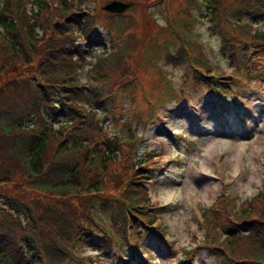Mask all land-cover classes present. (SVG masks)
<instances>
[{
  "label": "trees",
  "instance_id": "16d2710c",
  "mask_svg": "<svg viewBox=\"0 0 264 264\" xmlns=\"http://www.w3.org/2000/svg\"><path fill=\"white\" fill-rule=\"evenodd\" d=\"M25 1L0 0V67L8 65L5 54L18 61V75L0 85V205L5 210L0 206V264H63L72 260L71 248L79 236L102 230L113 239L116 225L141 216L139 196L144 193L137 181L146 168L130 165L131 134L115 137L100 149L98 144L106 139L101 126L91 113L81 120L73 108L78 99L98 103L113 91L95 80L107 64L102 50L93 52L90 90L83 91L73 75L81 64L73 61L82 53L78 41L88 43L94 34L92 0H55L53 7L47 0H29L33 6L27 18ZM261 3L264 0H202L198 17L209 22L221 51L247 41L264 48V28L228 19L226 13L251 12ZM115 54L111 57L122 59L119 50ZM128 78L122 68L114 81ZM58 108L70 115V122L62 119L57 129L45 127L43 112L56 117ZM31 114L37 115L35 120L24 123ZM217 202L205 214L213 225L224 226L230 221ZM235 217L237 224H247L248 232L228 229L233 234L216 244L215 259L220 264H264V195L256 193L241 202Z\"/></svg>",
  "mask_w": 264,
  "mask_h": 264
},
{
  "label": "rangeland",
  "instance_id": "374dc122",
  "mask_svg": "<svg viewBox=\"0 0 264 264\" xmlns=\"http://www.w3.org/2000/svg\"><path fill=\"white\" fill-rule=\"evenodd\" d=\"M108 1L130 2V5L121 14L112 16L97 8L104 0L88 1L90 10L96 13L92 15L93 19L97 18L96 29H103L99 24H104L108 37L104 34L102 39L83 47L86 60L82 58L84 64L75 67L74 72L79 82L83 83V77L88 75L91 78L94 64L90 67L93 58L89 54L93 49L103 48L102 57L107 64L97 72L105 79L95 76V80L103 87L113 88L117 93L113 101L120 102V110L112 118L106 112L102 122L108 121L106 126L120 137L131 134L128 148L134 143L136 156L142 152L155 155L150 159L155 176L146 182V194L151 200L145 210L155 219L159 233L157 236L146 232L148 238L142 232L134 242H121L112 250L113 254L99 257L97 264H125L127 261L130 264H214L209 251L223 236L221 229H214L211 218L202 211L212 201L211 206L217 205L222 193L232 196L235 209L238 202L253 197L262 184L263 71L247 73L243 64L225 52L222 54L219 37L209 29L206 19L197 16L203 13L201 0ZM30 2L26 0L22 6L25 18L30 15L28 7L33 6ZM47 2L51 7L56 5L55 0ZM259 26H264V18ZM40 31L37 29V33ZM182 45L188 48L187 63L173 59L180 54ZM116 50L121 52L122 59L111 57ZM127 51L131 54L127 55ZM165 52H170L168 61L165 59L169 53L164 56ZM185 52L183 50L182 54ZM250 56L244 52L237 60ZM253 59L254 63L262 62L263 57ZM36 61L37 56H34L30 65L33 67ZM73 61L78 59L73 58ZM4 62L8 65L0 67V85L18 75L15 67L18 61L11 54H5ZM193 66L205 73L213 72L219 79L212 86L218 88H229L235 84L232 76H241V85L233 87V93L221 92L226 97L222 109L232 111L219 113L218 91L205 87L204 81L194 82ZM122 68L127 71L129 80L115 82ZM222 73L226 77L221 78ZM175 91L192 97L183 102L175 101L172 97ZM230 105L242 108L239 111L247 131L238 132L240 120ZM82 107L85 109V105ZM202 108L207 109L203 114ZM151 115L154 120H147L143 126ZM198 118L200 123L192 130ZM242 228L240 232H248L246 224H241ZM227 233L224 228V236ZM90 244L86 241L74 248V253L83 257L97 256Z\"/></svg>",
  "mask_w": 264,
  "mask_h": 264
},
{
  "label": "water",
  "instance_id": "95a60500",
  "mask_svg": "<svg viewBox=\"0 0 264 264\" xmlns=\"http://www.w3.org/2000/svg\"><path fill=\"white\" fill-rule=\"evenodd\" d=\"M130 5V3H120L118 1L110 2L109 4L105 5L103 8L105 10H108L110 12H121L125 8H127Z\"/></svg>",
  "mask_w": 264,
  "mask_h": 264
}]
</instances>
